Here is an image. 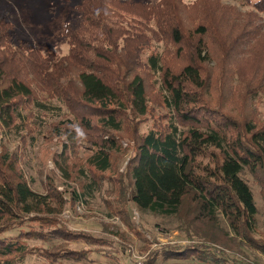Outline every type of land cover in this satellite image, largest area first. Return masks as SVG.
<instances>
[{
  "label": "trees",
  "instance_id": "16d2710c",
  "mask_svg": "<svg viewBox=\"0 0 264 264\" xmlns=\"http://www.w3.org/2000/svg\"><path fill=\"white\" fill-rule=\"evenodd\" d=\"M233 1L254 11L233 17L220 0H200V14L187 26L182 17L188 7L180 0L149 6L82 0L79 27L65 26V56L43 55L27 42L13 45L14 27L0 18V129L22 134L29 116L60 115L54 135L73 145L82 138L93 150L86 167L73 168L65 144L63 158L56 159L64 185H77L64 190L74 203L103 193L112 215L122 220L130 203L142 213L180 218L189 244L153 250L145 264L159 258L245 264L224 257L227 250L240 254L243 246L264 256V238L255 237L259 209L243 178L250 173L264 201V118L257 111L264 101V31L256 22L264 0ZM161 42L164 51L156 49ZM214 56L218 64L210 68ZM154 78L159 100L152 96ZM155 99L165 110V124L140 134L138 125L152 115ZM122 140L134 145L120 173ZM107 172V180L97 176ZM46 190H33L12 160L0 157V264H25L29 255L49 264L89 261L84 251L62 243L44 250L31 246L32 240H83L110 257L108 241L56 225L67 202L54 181ZM222 219L228 230L219 226ZM33 221L41 223L39 229L20 230ZM14 230L17 236L8 235Z\"/></svg>",
  "mask_w": 264,
  "mask_h": 264
},
{
  "label": "rangeland",
  "instance_id": "374dc122",
  "mask_svg": "<svg viewBox=\"0 0 264 264\" xmlns=\"http://www.w3.org/2000/svg\"><path fill=\"white\" fill-rule=\"evenodd\" d=\"M132 2V4L155 5L160 0H121ZM200 0H180L185 10L182 19L187 26H192L194 19L198 16L199 9L195 5ZM82 0H0V18L6 19L13 25L12 44L17 46L22 42L38 50L41 54L46 55L49 52L58 56H65L69 53V45L64 37L65 26L69 25L77 29L82 21V16L78 12L77 6ZM198 5V4H197ZM220 5L231 8L238 16L245 18L247 13L254 11L252 7L242 5L233 0H220ZM190 8V9H189ZM238 13V14H237ZM132 18L134 16L128 15ZM138 18V17H134ZM258 25L264 31V14L258 15ZM191 23V24H190ZM156 49L164 51L165 43H157ZM153 49L145 52V56L151 54ZM215 56L210 62V68L217 66ZM264 65V64H263ZM233 84H238V77H232ZM154 78L156 88H151L153 97L159 100V85ZM157 94V95H156ZM152 103L153 112L139 126L140 134L147 133L156 123L165 124L162 119L165 116V110L161 107L158 100ZM259 115L264 118V101L258 105ZM26 129L19 133H6L0 129V157L8 156L15 168L21 170L29 180L32 189L40 194H46V185L54 181L59 192L67 188H77L75 182H70L71 186L64 185V177L56 166V159L63 158L64 144L71 149L69 153L73 168L76 164H84L93 153L88 142L82 138L73 145L69 140L62 136L54 135V125L61 120L60 115H42L44 119L35 120L29 116ZM163 122V123H162ZM133 142L122 140V146L125 154L116 163L119 166L120 173H123L133 155ZM68 154V152H67ZM117 159V158H116ZM115 159V161H116ZM80 164V165H81ZM88 168V167H87ZM110 174H97L107 180ZM74 177H79L78 172H74ZM244 180L250 185L254 192L255 201L259 209L258 216V234L256 239L264 238V201L262 188L254 181L253 177L247 171L243 174ZM109 184L105 183V190ZM64 200L67 202L62 214L58 217L56 225L64 228L73 234H85L98 240H106L110 244V257L96 253L94 250L98 246H90L83 240H62L55 241L52 244L44 243L42 240H32L31 246L50 249L51 245H64L66 249L80 252L84 251L88 255L89 261L86 263H74L62 261L60 264H145L148 256L153 250L165 246H186L189 240L180 231L183 223L178 217H163L152 213H142L137 210L133 204L128 205L129 215L127 220H122L116 215H112L106 203V195L95 193L92 197L81 202H73L70 193H64ZM41 223L36 221L30 222L28 227H22V231H35L39 229ZM220 227L228 230V225L224 219L221 220ZM20 231L14 230L8 235L17 236ZM107 246V245H105ZM240 254H234L227 250L228 256L237 257L245 264H264V256L251 249L248 246L239 247ZM236 249V250H237ZM107 250V249H106ZM238 252V251H237ZM25 264H49L45 260H38V256L29 255ZM156 264H203L197 260H163L159 258Z\"/></svg>",
  "mask_w": 264,
  "mask_h": 264
}]
</instances>
